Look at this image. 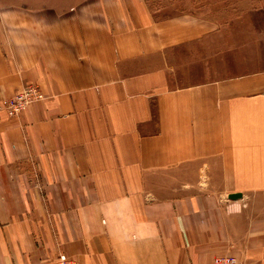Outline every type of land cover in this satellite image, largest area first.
I'll return each mask as SVG.
<instances>
[{"label": "crops", "instance_id": "0c3cea01", "mask_svg": "<svg viewBox=\"0 0 264 264\" xmlns=\"http://www.w3.org/2000/svg\"><path fill=\"white\" fill-rule=\"evenodd\" d=\"M177 3L0 0V264H264V0Z\"/></svg>", "mask_w": 264, "mask_h": 264}, {"label": "built area", "instance_id": "2783aa9c", "mask_svg": "<svg viewBox=\"0 0 264 264\" xmlns=\"http://www.w3.org/2000/svg\"><path fill=\"white\" fill-rule=\"evenodd\" d=\"M46 95L41 88L36 84H27L14 95L3 101L2 107L11 117H16L21 114L27 106L44 100ZM45 264H78L65 254H61L58 258L48 261ZM212 264H241L239 260L233 255L216 256Z\"/></svg>", "mask_w": 264, "mask_h": 264}, {"label": "rangeland", "instance_id": "374dc122", "mask_svg": "<svg viewBox=\"0 0 264 264\" xmlns=\"http://www.w3.org/2000/svg\"><path fill=\"white\" fill-rule=\"evenodd\" d=\"M177 8H183L185 6H193V9L199 7V0H177Z\"/></svg>", "mask_w": 264, "mask_h": 264}, {"label": "water", "instance_id": "95a60500", "mask_svg": "<svg viewBox=\"0 0 264 264\" xmlns=\"http://www.w3.org/2000/svg\"><path fill=\"white\" fill-rule=\"evenodd\" d=\"M229 197L232 199H238L239 197H241V194L240 193H234V194H230Z\"/></svg>", "mask_w": 264, "mask_h": 264}]
</instances>
